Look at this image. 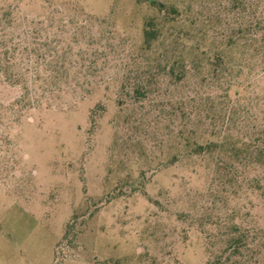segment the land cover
Wrapping results in <instances>:
<instances>
[{
    "label": "rangeland",
    "instance_id": "374dc122",
    "mask_svg": "<svg viewBox=\"0 0 264 264\" xmlns=\"http://www.w3.org/2000/svg\"><path fill=\"white\" fill-rule=\"evenodd\" d=\"M156 1L177 12L145 50V22L161 21L149 0H0V43L68 66L61 92L0 75V105L51 98L12 122L0 110V264H204L194 219L214 164L192 145L212 138L243 86L262 115V61L229 38L259 0ZM216 53L242 87L211 76Z\"/></svg>",
    "mask_w": 264,
    "mask_h": 264
},
{
    "label": "trees",
    "instance_id": "16d2710c",
    "mask_svg": "<svg viewBox=\"0 0 264 264\" xmlns=\"http://www.w3.org/2000/svg\"><path fill=\"white\" fill-rule=\"evenodd\" d=\"M149 1L159 8L161 21L150 18L145 22V50H149L152 42L162 35L169 14L177 12L173 7L167 10L160 1ZM247 5L251 7V4ZM256 7L259 13L256 15L255 11L242 17L243 21L236 29L233 28L229 38L232 43L244 39L260 57L264 70V0H259ZM9 43L12 40L0 43V75H4L6 82L12 85L22 84L24 78L35 75V81L43 80V85H51L52 91H62L57 79L68 66L52 61H43L41 65L31 63L29 55L35 53V50L28 47L21 51L26 54L25 60L22 57L20 59L21 55H16L18 48L10 50ZM213 60L210 62L212 77H221L226 85L242 87L220 70L219 62L216 63V60H223L220 54L216 53ZM150 72L144 70L140 73L133 92H142L149 83ZM168 74H174L172 64ZM247 89L248 87L243 86V92H234L235 101L231 104L223 125L210 132L212 138L204 142H193L192 145L194 154L209 155L214 164V174L210 177L206 195L208 206L194 219L205 243L204 264H264V224L261 221L264 217V108L261 116L252 110ZM34 99L33 102L40 106L44 100L51 98L42 95ZM262 101L264 104V96ZM33 102L27 92L15 102L1 104L0 110L9 113L10 118L12 117L9 121L12 122ZM1 114L0 112L2 122ZM141 175L144 177V173ZM259 209L263 215H258Z\"/></svg>",
    "mask_w": 264,
    "mask_h": 264
}]
</instances>
